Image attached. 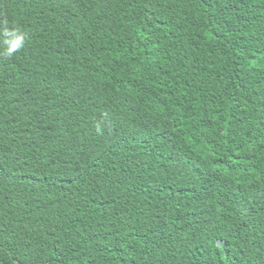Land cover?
Returning <instances> with one entry per match:
<instances>
[{
  "label": "trees",
  "instance_id": "obj_1",
  "mask_svg": "<svg viewBox=\"0 0 264 264\" xmlns=\"http://www.w3.org/2000/svg\"><path fill=\"white\" fill-rule=\"evenodd\" d=\"M0 264H264V0H0Z\"/></svg>",
  "mask_w": 264,
  "mask_h": 264
},
{
  "label": "clouds",
  "instance_id": "obj_2",
  "mask_svg": "<svg viewBox=\"0 0 264 264\" xmlns=\"http://www.w3.org/2000/svg\"><path fill=\"white\" fill-rule=\"evenodd\" d=\"M19 30L14 31V32H6L5 34L8 36H12L15 37L14 42H12L10 44V46H8L3 54L5 56L11 57L16 51H18L24 44V34H17Z\"/></svg>",
  "mask_w": 264,
  "mask_h": 264
}]
</instances>
